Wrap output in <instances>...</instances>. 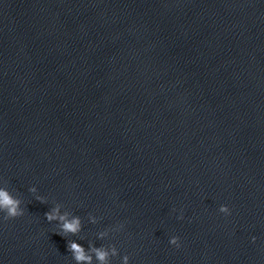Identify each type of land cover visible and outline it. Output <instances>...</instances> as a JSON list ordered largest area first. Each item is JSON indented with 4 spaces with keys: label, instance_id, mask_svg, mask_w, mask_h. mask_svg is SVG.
Returning a JSON list of instances; mask_svg holds the SVG:
<instances>
[{
    "label": "clouds",
    "instance_id": "9594fccd",
    "mask_svg": "<svg viewBox=\"0 0 264 264\" xmlns=\"http://www.w3.org/2000/svg\"><path fill=\"white\" fill-rule=\"evenodd\" d=\"M29 191L34 194L36 201H39L42 204L47 203L46 197L37 194V188L35 186L29 188ZM22 203L23 201L20 198L14 196L6 187H0V213L4 214L3 219L5 221L21 217L25 214V208L22 207ZM60 207V203H55V205L44 214L46 221L49 223L53 221L58 222L57 227L59 228V232L56 234H59L63 237H66L69 233L76 235L82 229L80 217L72 216L69 218L70 214L68 212L61 214ZM218 211L225 216L231 215V210L227 205H221ZM177 219H184L182 210ZM93 222H95V220H93ZM115 227L117 231H121L123 229V224L117 225ZM104 234L105 233H101V236ZM252 239L255 241L256 238L253 237ZM169 243L176 248L181 247V241L178 236H172L169 240ZM67 248L75 261H77V264H80V262H84V264H91L92 256L87 255L85 253V249L80 244L74 241H68ZM92 251L95 253L96 259L100 261L101 264H108V258L110 254L112 256L117 255V249L114 246L111 249V253L103 248H93ZM122 264H129L128 255H124L122 257Z\"/></svg>",
    "mask_w": 264,
    "mask_h": 264
}]
</instances>
